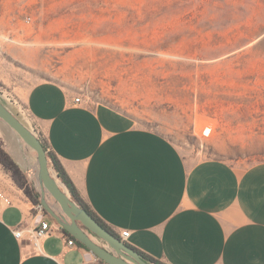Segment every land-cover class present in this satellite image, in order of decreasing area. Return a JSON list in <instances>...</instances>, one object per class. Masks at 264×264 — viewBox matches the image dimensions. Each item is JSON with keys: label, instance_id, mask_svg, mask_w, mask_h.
Here are the masks:
<instances>
[{"label": "rangeland", "instance_id": "rangeland-1", "mask_svg": "<svg viewBox=\"0 0 264 264\" xmlns=\"http://www.w3.org/2000/svg\"><path fill=\"white\" fill-rule=\"evenodd\" d=\"M40 82L131 116L188 159L264 162V0H0V92L29 126L21 96Z\"/></svg>", "mask_w": 264, "mask_h": 264}, {"label": "crops", "instance_id": "crops-1", "mask_svg": "<svg viewBox=\"0 0 264 264\" xmlns=\"http://www.w3.org/2000/svg\"><path fill=\"white\" fill-rule=\"evenodd\" d=\"M21 97L81 198L119 237L129 231V246L162 264H264V162L188 159L160 133L59 83H37ZM8 143L35 184L34 166L13 136ZM0 194L8 200L0 197V264H99L61 230L38 250L30 238L38 208L1 167Z\"/></svg>", "mask_w": 264, "mask_h": 264}, {"label": "water", "instance_id": "water-1", "mask_svg": "<svg viewBox=\"0 0 264 264\" xmlns=\"http://www.w3.org/2000/svg\"><path fill=\"white\" fill-rule=\"evenodd\" d=\"M9 104L6 96L0 92V122L4 123L36 155V181L32 184L40 195V205L45 213L84 245L100 262L152 264L126 242L101 226L92 215L72 199L67 187L50 166L47 152L37 133L12 111Z\"/></svg>", "mask_w": 264, "mask_h": 264}, {"label": "trees", "instance_id": "trees-1", "mask_svg": "<svg viewBox=\"0 0 264 264\" xmlns=\"http://www.w3.org/2000/svg\"><path fill=\"white\" fill-rule=\"evenodd\" d=\"M40 138V136H39ZM42 141L45 150L47 152V157L49 160V164L52 167V169L57 174L58 178L61 180V182L67 187L72 199L83 209H85L90 215L93 216V218L96 219V221L103 226L105 229L110 231L113 235L120 238L113 230H111L98 216L90 209L88 204L81 198L80 194L78 193L76 187L73 185L72 181L68 177L67 173L65 172L64 168L62 167L60 161L55 156V154L49 150L48 146L46 145V142L40 138ZM0 167L2 170L7 173L15 186L22 190L24 194L32 201L34 205L40 204V195L38 191L35 189L32 183H30L26 173L22 170V168L18 165V163L13 159V157L10 155V153L6 150L4 142L2 138L0 137ZM63 233L68 236L69 238L75 240L81 247L87 249L84 245L79 243L74 237H72L68 232L63 230ZM134 249V248H133ZM135 250V249H134ZM137 251V250H136ZM139 252V251H137ZM146 261L151 262L152 264H162L160 262H157L145 254L139 252Z\"/></svg>", "mask_w": 264, "mask_h": 264}, {"label": "built area", "instance_id": "built-area-1", "mask_svg": "<svg viewBox=\"0 0 264 264\" xmlns=\"http://www.w3.org/2000/svg\"><path fill=\"white\" fill-rule=\"evenodd\" d=\"M8 99V101L11 103V99L9 97H6ZM76 103H79L80 102V98H77L76 100ZM0 197L3 198L5 200V202H8V200L2 195L0 194ZM37 208H38V211L39 213L36 215V218H37V226L35 229L32 230L31 232V240L34 244V246L40 250V244L42 242V240H44L47 236H49L54 230H61L63 232V229L58 226V225H53L51 224L49 221L45 220L44 217V209L43 207L39 204L37 205ZM14 235L15 237L18 239V240H21L25 237L24 235V232H23V229L21 228H18L14 231ZM130 236V232L129 231H123L120 235V239L123 241V242H127L128 238ZM78 243L73 240V239H69L68 241V245L69 246H75L77 245ZM99 264H105L103 262H100L99 261Z\"/></svg>", "mask_w": 264, "mask_h": 264}]
</instances>
